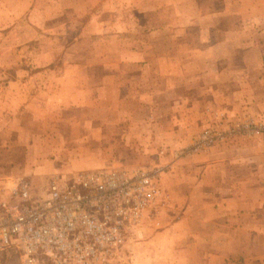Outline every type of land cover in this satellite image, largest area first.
I'll return each instance as SVG.
<instances>
[{"label":"crops","instance_id":"1","mask_svg":"<svg viewBox=\"0 0 264 264\" xmlns=\"http://www.w3.org/2000/svg\"><path fill=\"white\" fill-rule=\"evenodd\" d=\"M86 1L103 3L99 15L109 16L99 20L110 41L94 61L100 70L94 96L106 98L109 91L126 104L138 99L141 110L159 107V144L187 145L203 128L227 132L245 116H264V0H124L126 30L122 0ZM68 92L78 99L89 91ZM113 106L115 115L125 111ZM227 135L204 153L174 162L170 154L159 156L173 213L145 236L137 262L230 264V242L264 236V217L257 215L264 210V136ZM204 159L209 162L199 163Z\"/></svg>","mask_w":264,"mask_h":264},{"label":"rangeland","instance_id":"2","mask_svg":"<svg viewBox=\"0 0 264 264\" xmlns=\"http://www.w3.org/2000/svg\"><path fill=\"white\" fill-rule=\"evenodd\" d=\"M119 7L121 26L126 30L128 7L124 0ZM101 8L103 3L86 0L0 2V181L25 178L39 192L54 173L65 176L116 166L157 171L164 167L159 156L170 154L174 162L207 152L232 136L226 134L209 147L188 152L191 139L211 129L206 127L191 135L187 145L167 147L157 140L164 117L159 107L141 110L139 104L134 105L138 99L126 104L125 99L110 98L109 91H103L106 98H96L93 89L99 82L93 78L100 70L94 61L105 56L100 50L110 41V31L99 28L100 19H109L108 14L99 15ZM125 30L119 37L123 43L128 39ZM80 87L89 91L88 96L69 98L68 90ZM116 103L125 111L115 115ZM242 136L248 141L260 135ZM200 161L207 164L209 159ZM162 181L159 178L166 195L125 233L113 264H140L137 259L143 254L145 236L155 233L169 218L174 200ZM169 181L179 183L173 178ZM257 215L264 217V210ZM231 237L237 239L236 234ZM251 238L229 243L230 264H264V236Z\"/></svg>","mask_w":264,"mask_h":264},{"label":"built area","instance_id":"3","mask_svg":"<svg viewBox=\"0 0 264 264\" xmlns=\"http://www.w3.org/2000/svg\"><path fill=\"white\" fill-rule=\"evenodd\" d=\"M229 133L264 135V116H245L227 132L204 129L186 150H202ZM161 170L54 173L39 192L25 178L1 180L0 264H113L125 233L166 195Z\"/></svg>","mask_w":264,"mask_h":264}]
</instances>
